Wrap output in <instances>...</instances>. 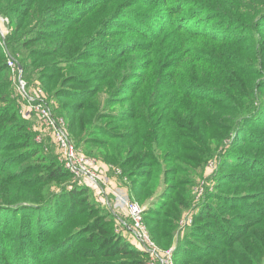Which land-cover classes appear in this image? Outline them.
<instances>
[{
  "label": "rangeland",
  "instance_id": "rangeland-1",
  "mask_svg": "<svg viewBox=\"0 0 264 264\" xmlns=\"http://www.w3.org/2000/svg\"><path fill=\"white\" fill-rule=\"evenodd\" d=\"M0 16V191L23 186L34 194L20 201L45 200L41 219L57 218L40 243L17 204L0 211V264L127 258L85 257L97 246L86 226L107 211L81 193L44 119L21 111L10 57L143 207L174 264H264V0H0ZM53 163L67 173L49 179Z\"/></svg>",
  "mask_w": 264,
  "mask_h": 264
},
{
  "label": "built area",
  "instance_id": "built-area-1",
  "mask_svg": "<svg viewBox=\"0 0 264 264\" xmlns=\"http://www.w3.org/2000/svg\"><path fill=\"white\" fill-rule=\"evenodd\" d=\"M8 33L7 22L0 16V35L4 43ZM8 63L18 73V91L23 99L21 111L25 115L38 113L44 119L62 149L65 167L78 178L85 179V184L94 189L96 199L114 215L118 226L135 236L141 249L148 254L147 264H174L173 248L163 250L153 238L145 222L143 207L131 199L125 188L109 185L108 177L98 169V159L79 151L68 132L66 121L55 113L51 101L41 91L32 94L28 90L22 67L15 58L10 57ZM121 210L127 215L120 216Z\"/></svg>",
  "mask_w": 264,
  "mask_h": 264
},
{
  "label": "trees",
  "instance_id": "trees-1",
  "mask_svg": "<svg viewBox=\"0 0 264 264\" xmlns=\"http://www.w3.org/2000/svg\"><path fill=\"white\" fill-rule=\"evenodd\" d=\"M116 161L119 164H121L119 160H116ZM52 165H53L52 166L53 170H51V173L49 174V179H56L61 176H64L65 173H67V170H64L65 167L61 165L55 166L56 165L55 163H53ZM121 166L125 167L123 164H121ZM62 167L64 168L63 170H61ZM8 185L7 187L3 188L0 191L3 193V197L6 200V201L5 200L0 201V211H7L11 207H15L14 205L17 204V209H19L18 213L21 216L20 221L18 222L20 226L17 225V228L18 226L20 228L22 227L27 228L29 231L28 233L29 236H32L34 234V231H36V239L38 240V242H40L41 240L43 241L44 238L42 239V237L46 233H48V231H44L43 229L47 228L48 230H50L51 228L56 227L55 225V222L57 221L56 215H53L47 221L44 219H41L40 210L42 208L48 207L47 201L45 200H39V201L30 200L29 201L26 199L20 201L21 199L18 197H23L24 195H27L28 193H29L28 195L31 197L34 193H32V191L26 192L23 186L18 185L17 186L18 193H19V195H17L18 197L12 196L10 195L8 191L11 186H8ZM89 187L90 186L86 185L85 187H83V189L80 188L82 191L81 193L83 194L87 193L88 192L87 189ZM89 189H91V187ZM75 193L76 191H72L69 194V198H71V200L72 198H74ZM13 199H15L17 203H13L14 202ZM102 207L107 211L106 215H103L102 220H99L98 218L95 221H92L88 226H86V232L88 231L89 238L91 239V241L97 242V246L87 249L85 251L86 253L85 257H91V258L98 257V256L111 257V256H118L122 254V255H125L127 258L118 260V261H108L107 260L103 262H96L95 264H147L148 254L142 249H139L133 242H129V240L124 238L122 235L117 234L115 232V226H114L113 220L112 219L109 220V218H107L108 216H110L111 218L113 217L115 219L114 215L104 205H102ZM204 214L206 215V218L212 217L213 219H215V221L218 219V214H216V210L214 208L212 209L204 208L203 212H201L198 215V217L202 218ZM214 228L220 229L218 224L215 225ZM228 234H229V237H233L232 233L228 232ZM153 238L155 239L154 236ZM156 242L158 243L157 240Z\"/></svg>",
  "mask_w": 264,
  "mask_h": 264
},
{
  "label": "crops",
  "instance_id": "crops-1",
  "mask_svg": "<svg viewBox=\"0 0 264 264\" xmlns=\"http://www.w3.org/2000/svg\"><path fill=\"white\" fill-rule=\"evenodd\" d=\"M98 169H99V171H100V173L102 174V175H105L106 177H108L110 180H109V185L110 186H117L118 184H120L121 182H120V180H119V178H118V176L117 177H115V179H111L110 177H109V175H108V173L107 172H105V168H104V166L103 165H100V163H99V166H98ZM120 185H122V184H120ZM123 187V186H122ZM96 196V195H95ZM100 203V202H99Z\"/></svg>",
  "mask_w": 264,
  "mask_h": 264
}]
</instances>
